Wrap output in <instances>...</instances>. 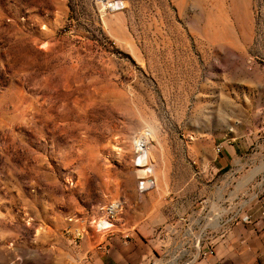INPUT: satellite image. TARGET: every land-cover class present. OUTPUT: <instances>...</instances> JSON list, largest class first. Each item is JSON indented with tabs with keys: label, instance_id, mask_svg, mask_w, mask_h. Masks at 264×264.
I'll return each mask as SVG.
<instances>
[{
	"label": "rangeland",
	"instance_id": "rangeland-1",
	"mask_svg": "<svg viewBox=\"0 0 264 264\" xmlns=\"http://www.w3.org/2000/svg\"><path fill=\"white\" fill-rule=\"evenodd\" d=\"M106 1L122 7L0 0V264H81L107 251L91 226L105 206L123 203L119 224L168 199L140 190L142 131L166 197L192 177L195 138L214 158L238 146L146 264H189L264 196V0Z\"/></svg>",
	"mask_w": 264,
	"mask_h": 264
},
{
	"label": "crops",
	"instance_id": "crops-1",
	"mask_svg": "<svg viewBox=\"0 0 264 264\" xmlns=\"http://www.w3.org/2000/svg\"><path fill=\"white\" fill-rule=\"evenodd\" d=\"M237 147L226 149V158H214L211 151L212 142L202 137L195 138L186 152L188 159L195 165L192 177L187 179L186 185H174L166 197L167 195H163L164 190H160L161 186L166 184V176L154 172L153 188L159 191L156 192L157 196L161 194L159 198L168 199L139 204L135 212L125 216L122 222L117 224L113 234L101 239L105 247L107 246V251L102 252L95 246L96 251L79 253L80 259H85L81 264H146L156 251L162 250L164 237L158 232L160 226L171 222L175 216H181L180 211L184 210L186 205L193 204L184 198L188 193L186 190H194L195 193L200 191V194L203 190H209L208 180L213 179V176H217V173L228 165V159H235ZM170 172L168 177L174 179L172 169ZM249 215L254 219L258 218L256 205ZM212 224L213 228L219 226L216 220ZM258 224L252 226L237 222L217 231L218 236L211 244L213 255L198 258L192 264H264V233L259 232ZM126 237L127 243L124 240Z\"/></svg>",
	"mask_w": 264,
	"mask_h": 264
},
{
	"label": "built area",
	"instance_id": "built-area-1",
	"mask_svg": "<svg viewBox=\"0 0 264 264\" xmlns=\"http://www.w3.org/2000/svg\"><path fill=\"white\" fill-rule=\"evenodd\" d=\"M101 2L103 3L104 6L103 12H107V13H114L116 11H119L122 7L121 2L119 1L108 2L106 0H101ZM149 137L150 134L148 131H142L133 142V151L136 157L138 172L147 169V156L145 150H147ZM221 150H222V146L217 145L215 146L214 152L215 154H220ZM139 180L141 183L143 180H146V178H144V175H141L139 177ZM123 209H124V205L121 201H114L112 202V211H108L105 217H98L97 219L92 221L91 226L94 232L98 236H100L101 239H104L110 236L111 234H113V233H106V226H116L119 220L118 218L123 213ZM257 209H258L257 219H254L252 218L251 215H248L240 218V221L242 223L249 224L252 226H255L256 223H259L258 224L259 232L264 233V199L257 200ZM83 234L78 232L73 240H75V242L78 243L80 240H82ZM216 236H218V234L211 236V238H207V237L205 238V240L207 239V242L209 243L206 244L204 240L205 243L203 244V247H197L196 258L193 259L191 262H189V264H192L198 258H206L213 255L211 244L216 239ZM124 240L125 243H127L128 237H126ZM97 249L103 251L101 242L97 245Z\"/></svg>",
	"mask_w": 264,
	"mask_h": 264
},
{
	"label": "bare ground",
	"instance_id": "bare-ground-1",
	"mask_svg": "<svg viewBox=\"0 0 264 264\" xmlns=\"http://www.w3.org/2000/svg\"><path fill=\"white\" fill-rule=\"evenodd\" d=\"M150 137H149V140H150ZM145 151H146V156H147V150H145ZM147 163H148V160H147ZM138 174L139 175H144V178L152 179V176H151L152 175V169L151 168H147L144 171H139ZM152 183H153V186H152V188H153L154 187V182L152 181ZM108 211H112V203L107 205V206H105L102 209V214H101L100 217H105ZM114 229H115V226H106V233L111 232Z\"/></svg>",
	"mask_w": 264,
	"mask_h": 264
},
{
	"label": "water",
	"instance_id": "water-1",
	"mask_svg": "<svg viewBox=\"0 0 264 264\" xmlns=\"http://www.w3.org/2000/svg\"><path fill=\"white\" fill-rule=\"evenodd\" d=\"M152 186H153L152 180L146 179L140 183V190L144 192V191L151 189Z\"/></svg>",
	"mask_w": 264,
	"mask_h": 264
}]
</instances>
